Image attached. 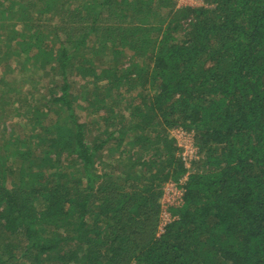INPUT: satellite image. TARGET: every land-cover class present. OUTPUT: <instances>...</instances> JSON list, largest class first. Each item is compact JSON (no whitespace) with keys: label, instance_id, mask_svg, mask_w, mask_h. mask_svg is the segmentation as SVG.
<instances>
[{"label":"trees","instance_id":"obj_1","mask_svg":"<svg viewBox=\"0 0 264 264\" xmlns=\"http://www.w3.org/2000/svg\"><path fill=\"white\" fill-rule=\"evenodd\" d=\"M204 2L0 0L3 57L60 79L34 127L56 120L0 139V264H264V0ZM175 127L200 159L157 235L161 185L186 173Z\"/></svg>","mask_w":264,"mask_h":264},{"label":"rangeland","instance_id":"obj_2","mask_svg":"<svg viewBox=\"0 0 264 264\" xmlns=\"http://www.w3.org/2000/svg\"><path fill=\"white\" fill-rule=\"evenodd\" d=\"M153 9H157V8H153ZM159 11L160 10H155L157 14L159 13ZM17 13L19 14L18 10ZM48 13L49 12H43L42 14H40L41 16L42 15L43 16L41 17V20H37L36 22H34L35 27L39 29H50V27H47L49 23L48 21L49 16L47 15ZM55 14L58 15V12H55ZM125 22H127V19L125 20ZM124 25H128L132 27V25L135 26L136 23L133 22V24L131 25L129 22H127ZM3 37L4 35L1 33L0 34V139L6 140L9 137H13V138L22 137L24 139H29L31 137V139H33L32 136L39 132L40 125L44 126L45 121L51 122L56 120L57 118V115L55 113L57 110L55 109L48 110L44 116L38 118V122L40 124H36V126L34 127L35 125L34 122L36 123L37 121L35 117L41 114V110L43 111V109H45L44 106L48 104L49 98L53 97V95H50L52 91L53 93H58V85L60 84V79L58 77H53V73L51 74V72H49V76H45L44 78H42L40 74H36V75L29 74V72L31 73L32 70L29 66L24 67L21 66L20 63L16 64L15 57L13 58L3 57V55H7V52H4L6 48L3 45V43L8 42V40L5 37L4 38ZM93 44H94L93 42L90 43V45ZM21 57L24 58L25 56H23L22 54ZM129 58L133 60L132 50L124 49L123 56L120 59V61H124L125 63L124 65L126 66L127 65L126 61ZM20 62L23 63L24 59L20 60ZM68 78L70 83V89L73 91H76L75 89H79L80 87L83 86L82 84H84V82L81 79L75 77V75H70ZM51 80H53V82H51ZM92 84L90 83V85L87 87V89H90V92H92L93 90ZM99 85H102V83ZM83 91L84 90L82 87L79 93H83ZM18 101L20 103H17V108H18L17 111L13 108V105H15L13 103ZM127 102L128 101H126V103ZM77 103H79L82 106H85V103L81 102V100L77 101ZM30 105L31 107L34 108L27 110V106ZM38 106L40 109L38 112H36L35 108ZM77 114L79 118H81L83 121L86 117L85 120L87 122L86 125L88 127H93L92 132H89V139H91L90 136L94 138V137H99L102 134L104 125L101 119L99 118L100 115L103 116L102 113L98 112L97 114H94L93 117H91L87 115L86 111L84 110L82 111L81 109H78ZM123 114L127 116V113L124 111ZM92 119L95 120L94 122L96 124H91ZM170 131H169V135H170ZM33 140H29L30 141L29 143H32ZM27 141L28 140H26V142ZM31 150L34 151L35 148H31ZM146 158L149 159V156L147 155ZM199 159H200V153L197 147V159L195 160V163ZM65 166L66 165H63V167ZM114 166L117 167L118 165H114ZM157 166H159V164H156V167ZM193 167L194 166L192 165L191 169H193ZM145 169L146 168H139V171ZM168 182L170 181L164 182V184L161 185L160 188L161 193L158 199L160 211L158 214L157 235H159L163 231L164 224L171 222L173 219L172 217H170L169 212L167 211L168 208L165 209L166 214L163 212L165 206L164 204H162L163 203L162 190L164 185Z\"/></svg>","mask_w":264,"mask_h":264},{"label":"built area","instance_id":"obj_3","mask_svg":"<svg viewBox=\"0 0 264 264\" xmlns=\"http://www.w3.org/2000/svg\"><path fill=\"white\" fill-rule=\"evenodd\" d=\"M177 8H198L207 5L204 0H170ZM170 138L175 142L177 147V156L181 160L186 173L178 181L166 183L162 190V200L164 204V213L166 208L176 207L181 203L183 194V184L186 182L193 162L197 159V147L195 145L193 132L180 127L172 128ZM169 222V221H168ZM167 223L164 224V226Z\"/></svg>","mask_w":264,"mask_h":264}]
</instances>
